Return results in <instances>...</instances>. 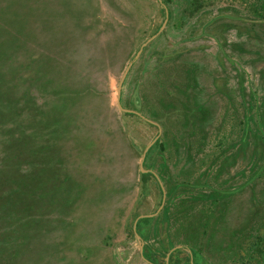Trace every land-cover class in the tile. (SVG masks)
Instances as JSON below:
<instances>
[{"label":"rangeland","instance_id":"1","mask_svg":"<svg viewBox=\"0 0 264 264\" xmlns=\"http://www.w3.org/2000/svg\"><path fill=\"white\" fill-rule=\"evenodd\" d=\"M254 1L0 0V264H264Z\"/></svg>","mask_w":264,"mask_h":264},{"label":"water","instance_id":"2","mask_svg":"<svg viewBox=\"0 0 264 264\" xmlns=\"http://www.w3.org/2000/svg\"><path fill=\"white\" fill-rule=\"evenodd\" d=\"M166 12H167V11H166ZM165 21H166V18H165ZM165 21H164L163 24L160 26V29H159V30H161V28L163 27ZM159 30H158L156 33L152 34V35H151V36H150V37H149V38L143 43V45H144L147 41H150L153 37H155L156 34L159 32ZM141 50H142V46L136 51L134 57H133V58L128 62V64L125 66V68H124V70H123V72H122V75H121V77H120V80H119V82H118L117 88H116V101H117V104H118V106L120 107V109H122L123 111H132V112H136V111L133 110V109L123 107V106L121 105V103H120V99H119V97H120V90H121L122 81H123V79H124V77H125V75H126L128 69H129V66L131 65L132 61L138 57V55L140 54ZM147 120L151 121L150 119H147ZM159 131H160V127H159ZM155 139H156V137H154V139H152V140H151V141L145 146V148H144V151H143V153H142V155H141V158H140V170H141V171H147V170H148V169H146V168L143 167V159H144L145 152L147 151V149L149 148V146L153 143V141H154ZM159 182H160V185H161V187H162V189H163V198H162L161 204H160V206H159V208H160V207L162 206L163 202H164V195H165V194H164V188H163V185H162L161 181H159ZM152 214H154V213L142 214V215H140V217H143V216H150V215H152ZM135 221H136V220H135ZM135 221H134V225H135ZM140 249L142 250V245H141ZM143 257H144V256H143ZM144 259H146V258L144 257ZM146 260H147L149 263L153 264V263H152L151 261H149L148 259H146Z\"/></svg>","mask_w":264,"mask_h":264},{"label":"trees","instance_id":"3","mask_svg":"<svg viewBox=\"0 0 264 264\" xmlns=\"http://www.w3.org/2000/svg\"><path fill=\"white\" fill-rule=\"evenodd\" d=\"M252 5H253L254 10H255L256 12H258V13L263 12V13H264V0H256V1L253 2ZM174 86H176V85H174ZM146 173H151V172H146ZM143 174H145V173H143ZM152 175H154V174H152ZM154 177H155V175H154ZM221 194L224 195L225 192L222 191ZM189 226H190V225H189ZM193 226H194V225H193ZM196 226H197V224H196ZM197 231H198V227H197ZM188 236H191V237L193 238L194 236H197V232L191 230ZM186 239H188V237H187ZM189 244H190V246L192 247V248H191L192 253H193V254H197V252L195 251V248H194L193 245H192L193 243H192V242H189Z\"/></svg>","mask_w":264,"mask_h":264},{"label":"flooded vegetation","instance_id":"4","mask_svg":"<svg viewBox=\"0 0 264 264\" xmlns=\"http://www.w3.org/2000/svg\"><path fill=\"white\" fill-rule=\"evenodd\" d=\"M143 217H145V216H143ZM174 249V248H173ZM173 249H170V251L167 253V258L169 259V257H170V255H171V253H172V250ZM141 256H142V258L144 259V257L146 258V259H148L149 261H151L149 258H147L146 256H145V254L143 253V247H142V250H141ZM144 256V257H143ZM146 259H144L145 261H147ZM167 259V260H168ZM148 262V261H147ZM152 262V261H151ZM153 263V262H152ZM154 264V263H153Z\"/></svg>","mask_w":264,"mask_h":264}]
</instances>
